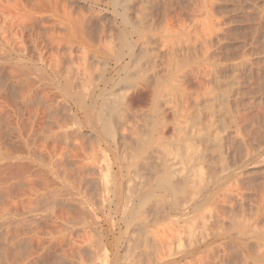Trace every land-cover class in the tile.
I'll use <instances>...</instances> for the list:
<instances>
[{"label":"rangeland","instance_id":"374dc122","mask_svg":"<svg viewBox=\"0 0 264 264\" xmlns=\"http://www.w3.org/2000/svg\"><path fill=\"white\" fill-rule=\"evenodd\" d=\"M0 54V264H264V0H0Z\"/></svg>","mask_w":264,"mask_h":264},{"label":"bare ground","instance_id":"6f19581e","mask_svg":"<svg viewBox=\"0 0 264 264\" xmlns=\"http://www.w3.org/2000/svg\"><path fill=\"white\" fill-rule=\"evenodd\" d=\"M33 19H34V18H33ZM33 19H32V20H33ZM32 20H31V21H32ZM35 20H36V19H35ZM21 22H22V21H21ZM29 22H30V21H29ZM42 22H43V21H42ZM47 22H48V21H47ZM39 23H40V22H39ZM43 25H44V24H43ZM45 25H48V26H49L50 24H45ZM32 27H33V26H32ZM39 27H40V26H39ZM19 28H20V27H19ZM25 29H26V28H25ZM50 29H51V27H50ZM31 31H32V30H31ZM43 31H44V30H43ZM22 32H23V31H22ZM23 33H24V32H23ZM29 34H30V33H29ZM46 36H48V35H46ZM42 37L45 38L43 35H42ZM48 37H49V36H48ZM52 37H54V36L51 35V38H50V39L53 40ZM5 38H6V37H5ZM28 38H29V37H28ZM37 38H38V37H36V39H37ZM43 38H41V40H42ZM31 39H32V38H31ZM50 39H49V41H50ZM33 40H34V39H33ZM45 41H47V40H45ZM49 41H48V42H49ZM28 42H29V41H28ZM54 42H56L55 44H58V45H59V41H58V43H57V40H54ZM29 43H30V42H29ZM38 43H40V42H38ZM38 43H37V44H38ZM31 44H32V43H31ZM31 44H30V45H31ZM42 44H43V43H42ZM50 44H52V42L49 43V45H50ZM61 44H62V43H61ZM58 45H56V46H58ZM51 46H52V45H50V48H51ZM59 46H60V45H59ZM33 48H34V47H33ZM34 49H35V48H34ZM51 49H52V48H51ZM30 50H31V49H30ZM53 50H54V49H53ZM20 51H21V50H20ZM20 51H19V52H20ZM34 51H35V50H34ZM50 51H51V50H50ZM61 51H62V50H61ZM63 51H65V50H63ZM66 51H67V50H66ZM16 52H17V51H16ZM19 52H18V53H19ZM22 52H23V51H22ZM31 52H32V50H31ZM56 52H57V50H56ZM33 53H34V52H33ZM33 53H32V54H33ZM40 53H41V52H40ZM0 55H1V54H0ZM36 55H37V54H36ZM32 56H33V55H32ZM3 57H4V56H3ZM32 58H33V57H32ZM39 58H40V57H39ZM34 60H35V59H34ZM2 61H3V60H2ZM0 63H1V62H0ZM4 67H5V66H4ZM52 67H53V66H52ZM6 69H7V68H6ZM51 69H52V68H51ZM9 70H10V69H9ZM58 74H59V73H58ZM34 92H35V91H34ZM40 98H41V97H40ZM46 107H47V106H46ZM47 109H48V108H47ZM17 118H18V117H17ZM63 122H64V121H63ZM63 122H62V123H63ZM51 123H52V122H51ZM27 124H28V123H27ZM27 124H26V125H27ZM54 124H55V123H54ZM20 125H21V124H20ZM50 125H51V124H50ZM57 125H59V124H57ZM60 125H61V124H60ZM23 126H24V125H23ZM29 126H30V125H29ZM20 128H21V127H20ZM43 128H44V127H43ZM23 129H24V128H23ZM21 130H22V129H21ZM26 130H27V129H26ZM58 130H59V129H58ZM42 131H43V130H42ZM30 132H31V131H30ZM33 132H34V131H33ZM52 132H53V131H52ZM52 132H51V133H52ZM31 133H32V132H31ZM38 134H39V133H38ZM65 134H66V133H65ZM48 135H49V134H48ZM50 135H51V134H50ZM62 135H63V134H62ZM28 136H29V135H28ZM33 136H34V134H33ZM44 136H45V135H44ZM48 137H49V136H48ZM32 139H33V138H32ZM44 139H45V138H44ZM47 143H48V142H47ZM58 144H59V143H58ZM43 147H44V146H43ZM36 149H37V148H36ZM39 149H40V148H39ZM43 158H44V157H43ZM43 158H42V159H43ZM42 159H41V160H42ZM49 162H50V161H49ZM52 162H53V161H52ZM48 165H49V164H48ZM54 165H55V164H54ZM54 165H53V166H54ZM43 166H44V165H43ZM50 168H51V167H50ZM53 168H54V167H53ZM54 169H55V168H54ZM55 170H56V169H55ZM66 176H67V175H66ZM28 181H29V180H28ZM38 181H39V180H38ZM38 181H37V182H38ZM45 181H46V180H45ZM40 182H44V181H40ZM28 183H30V182H28ZM47 183H48V182H47ZM47 183H46V184H47ZM40 184H41V183H40ZM42 185H43V184H42ZM42 185H39V186H42ZM29 186H30V185H29ZM32 188H33V187H32ZM34 188H35V187H34ZM44 188H45V187H44ZM45 191H46V190H45ZM48 192H49V191H48ZM51 193H52V192H51Z\"/></svg>","mask_w":264,"mask_h":264}]
</instances>
